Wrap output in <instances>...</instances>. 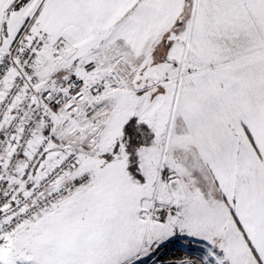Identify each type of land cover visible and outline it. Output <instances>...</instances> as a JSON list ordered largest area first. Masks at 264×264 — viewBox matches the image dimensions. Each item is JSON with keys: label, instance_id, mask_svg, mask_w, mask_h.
<instances>
[{"label": "snow or ice", "instance_id": "obj_1", "mask_svg": "<svg viewBox=\"0 0 264 264\" xmlns=\"http://www.w3.org/2000/svg\"><path fill=\"white\" fill-rule=\"evenodd\" d=\"M0 264H264V0H0Z\"/></svg>", "mask_w": 264, "mask_h": 264}]
</instances>
